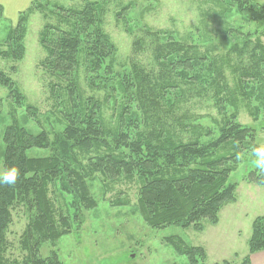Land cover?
<instances>
[{"label":"rangeland","instance_id":"obj_1","mask_svg":"<svg viewBox=\"0 0 264 264\" xmlns=\"http://www.w3.org/2000/svg\"><path fill=\"white\" fill-rule=\"evenodd\" d=\"M89 3L94 4L100 26L115 51L106 65L94 73H87L84 52H81L78 86L84 99L94 97L102 101L100 116L105 126H118L126 115L135 121L133 113L125 109L126 95L120 90L113 92L105 85L117 82L134 67L144 74L160 77V66L166 63L169 69L165 76L171 78L173 91L178 92L176 101L171 112L162 114L163 120L158 121L155 116L141 119V129L168 131L184 141L199 134L205 140L210 137L206 135L210 129L212 139L219 134L224 119L236 115L239 123L256 131L257 145L264 144V110L255 115L259 101L239 87V74L235 72L242 59L245 64L253 63L251 56L258 41L264 44V18L255 19L245 14L237 0H39L22 23L25 36L22 40L24 54L20 59L7 55L11 50L8 35L18 27L19 21V13L11 0L6 2V14L0 23V69L12 78L21 95L12 96L10 88L0 84V171L5 169L3 133L13 123L18 122L35 134L45 130L51 140L64 131L66 117L59 112L62 80L42 65L47 56L43 30L47 24L59 23L56 17L59 6L81 11ZM29 5L21 9L27 10ZM250 8L262 13L264 0H252ZM19 30L20 27L17 32ZM167 39L194 46L199 55L209 56L202 63L207 71L215 74L210 65L214 58L218 64H223L227 82L226 86L221 83L223 91L218 93V83L205 84L207 79L202 78L203 73L193 86L184 82L193 77L194 70L188 71L189 75L183 68L172 73L170 69L176 67L172 56L163 62L156 54V43ZM202 64L197 66L202 67ZM106 67L112 70L110 75L106 74ZM93 82L101 84L100 87L93 88ZM251 82L249 78L243 80L247 88ZM174 96L171 92L170 98ZM29 111H36V116ZM172 117L180 118L181 125L169 126ZM194 126L200 128L194 131ZM251 149L242 153L245 159L238 161L230 174L229 181L235 185V192L233 199L220 209L216 223L203 219L189 226H150L140 209L141 184L137 176L132 179L122 176L111 181L96 173V178L90 181V189L97 207L86 209L83 205L78 222L73 219L69 206L73 199L65 200L61 192L52 187L55 206L64 214L72 215L73 221L69 234L55 244L44 243L40 253L48 256L56 251L63 264H264L263 256L253 257L264 249L251 250L255 223L264 217V186L251 180L255 167L247 172L248 165L252 164L247 156ZM52 153L48 148L29 151L33 157ZM95 155V151L83 153L80 159L87 165L86 159ZM12 214L13 222L7 233V258L22 260L27 252L21 238L29 215L23 204L16 205ZM171 237L182 241V246L202 247L203 253H197L193 263L168 241Z\"/></svg>","mask_w":264,"mask_h":264},{"label":"trees","instance_id":"obj_2","mask_svg":"<svg viewBox=\"0 0 264 264\" xmlns=\"http://www.w3.org/2000/svg\"><path fill=\"white\" fill-rule=\"evenodd\" d=\"M242 12L264 18L263 12L250 8L252 0H237ZM39 0L19 15L18 27L9 33L7 41L11 46L8 56L20 59L24 54L23 38L25 29L22 23L29 12L34 11ZM57 15V16H56ZM58 24L44 27L46 39L43 45L47 56L43 67L61 81L59 112L66 117V127L54 140L47 131L32 133L18 122L4 130L5 169L17 167L19 178L14 186L0 184V264H63L58 253L52 251L43 256L41 247L46 242L53 244L71 232L72 215L59 211L51 196V188L61 192L67 200L73 219L78 222L82 206L86 209L97 207L90 181L100 172L105 179L114 181L122 176L139 178L141 184L140 209L146 221L154 228L172 224L189 226L198 224L203 219L212 223L218 221L222 206L233 199L235 185L229 177L235 169L236 153L246 152L256 143V131L237 121L236 115L225 118L219 128V134L202 140V134L188 141L174 136L168 131L141 129V119L151 116L164 119L163 113L172 111L178 92L173 91L170 77L165 76L168 65L162 63L159 76L144 74L137 67L113 84L105 87L126 95L125 109L133 113L125 116L115 127H108L102 122L101 100L89 97L84 99L78 86L77 70L80 67L79 54L83 53L87 73H94L106 65L107 59L114 54L115 47L100 26L94 4L89 3L81 11L59 6L56 11ZM4 17V8L0 5V19ZM66 23L64 27L62 24ZM20 30L17 32V30ZM196 47L167 39L156 43L157 59L165 62L168 56L175 60L176 67L188 71L194 70L186 85H196V78L207 79L206 83H218V93L227 85L225 66L214 58L211 67L215 74L203 68V62L209 59L206 54H198ZM253 63L245 64L244 59L235 72L239 74V87L246 95L256 98L259 106L255 112L264 110V44L257 42L252 52ZM197 66V65H201ZM112 70L106 67V74ZM249 78L248 88L243 80ZM0 84L11 90V95L20 97L19 88L12 78L0 69ZM101 84L92 83L93 88ZM173 92L174 98H170ZM182 92V91H180ZM65 93L67 97L65 96ZM22 97V96H21ZM23 99V98H22ZM234 105L235 102L231 101ZM31 107V106H30ZM169 109V110H166ZM36 112V111H35ZM29 111L30 115L36 116ZM169 126L181 125V119L172 117ZM184 121V118L182 119ZM135 123V124H134ZM194 131L200 126H194ZM2 128L0 123V136ZM177 133V132H176ZM178 135V134H177ZM210 139V140H209ZM235 145V146H234ZM115 147V148H112ZM34 148L52 149L49 156L33 157L29 151ZM96 152L94 157L86 159L87 165L80 159V154ZM254 164L248 165L252 171ZM252 181L264 186L257 171L251 173ZM27 208L29 222L21 238V245L27 254L22 260L7 258V233L13 222V208L16 205ZM168 241L179 253L189 256L195 263L196 254L203 253L202 247L182 246V241L171 237ZM264 249V217L255 223L251 250Z\"/></svg>","mask_w":264,"mask_h":264},{"label":"clouds","instance_id":"obj_3","mask_svg":"<svg viewBox=\"0 0 264 264\" xmlns=\"http://www.w3.org/2000/svg\"><path fill=\"white\" fill-rule=\"evenodd\" d=\"M247 156L252 159L258 175L264 179V144L253 146L251 151L247 153ZM236 159L238 161L243 160L245 159V155L237 152ZM18 178L19 169L17 167H10L0 171V184L14 186Z\"/></svg>","mask_w":264,"mask_h":264},{"label":"crops","instance_id":"obj_4","mask_svg":"<svg viewBox=\"0 0 264 264\" xmlns=\"http://www.w3.org/2000/svg\"><path fill=\"white\" fill-rule=\"evenodd\" d=\"M11 0H0V5H2L3 6V8H4V15L6 14V2L8 3V2H10ZM13 1V4H14V6H15V9L17 10L16 12H17V14H18V16H17V20H18V18H19V15H20V13L22 12V11H24V10H26V8H24V9H21V7H23L24 5H26V4H30L28 7H27V9L28 8H30L31 7V5L36 1V0H12ZM3 19V18H2ZM2 19H0V23H1V21H2ZM1 29V28H0ZM264 257V251H262V252H260V253H256L253 257H254V259H258V258H261V257ZM256 257V258H255ZM254 259H252V262L254 261Z\"/></svg>","mask_w":264,"mask_h":264}]
</instances>
